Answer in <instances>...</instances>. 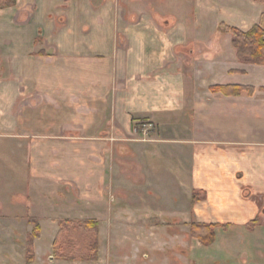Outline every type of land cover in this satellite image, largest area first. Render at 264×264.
Masks as SVG:
<instances>
[{
	"label": "crops",
	"instance_id": "crops-1",
	"mask_svg": "<svg viewBox=\"0 0 264 264\" xmlns=\"http://www.w3.org/2000/svg\"><path fill=\"white\" fill-rule=\"evenodd\" d=\"M263 11L254 0L0 8V165L18 171L7 151L24 155L27 194H0V264H28L29 216L51 229L30 264H264V65L240 61L223 30L247 31ZM50 194L64 218L99 221L98 260L53 256ZM150 218L171 231H118ZM190 221L216 224L215 240L194 238Z\"/></svg>",
	"mask_w": 264,
	"mask_h": 264
},
{
	"label": "trees",
	"instance_id": "trees-1",
	"mask_svg": "<svg viewBox=\"0 0 264 264\" xmlns=\"http://www.w3.org/2000/svg\"><path fill=\"white\" fill-rule=\"evenodd\" d=\"M264 7V0H254ZM17 0H0V8L16 5ZM223 30L231 33L232 44L240 61L264 65V11L257 24L245 31L237 27L223 26ZM228 94H240L250 87L240 85H220L211 88ZM199 192H194L193 203L199 199ZM33 225L32 232L26 242V259L28 264L36 257L35 240L40 237L41 226L37 217H28ZM258 219L249 224L253 226ZM59 232L53 244V256L65 260L96 261L99 253V221L97 219H59ZM216 224L192 222L191 235L203 244H211L216 238Z\"/></svg>",
	"mask_w": 264,
	"mask_h": 264
},
{
	"label": "rangeland",
	"instance_id": "rangeland-1",
	"mask_svg": "<svg viewBox=\"0 0 264 264\" xmlns=\"http://www.w3.org/2000/svg\"><path fill=\"white\" fill-rule=\"evenodd\" d=\"M3 142V141H2ZM7 155H6V159L10 160V164H17L18 167V171L13 170V166H9L6 164L0 165L1 169H0V194H3V197H6L8 202L11 199L12 201L15 200H25L27 198V194H25V188H24V180H25V172L24 171H20V165L24 164V161H22V159L24 158V155H21L20 153L17 154H13L11 151H7ZM27 174V173H26ZM14 180V181H13ZM11 182H16L18 187H11V185H15V183ZM46 198V195H45ZM50 201H48L49 203V209H48V213L53 214V215H58L61 216L58 218L59 219H64V217L62 215H64V212H67L63 206V200L62 198H59L57 195H52L50 194L47 197ZM166 208H170V204H163ZM117 206H120V204H117ZM143 208L146 206H152L149 203H143ZM40 212H43L42 210H40ZM40 214V213H39ZM45 213L43 212L42 215H44ZM58 220H56V222H58ZM159 219H155V218H150L149 220H144V225L142 224V226H140L139 224L137 225H131L128 228H120L122 230H118V231H147L148 230V226L149 229L152 230V228H150L152 225L154 226H158L159 230L157 231H171V229L169 228L170 225H162L159 224L158 222ZM164 220V219H163ZM137 221V220H135ZM166 221V219L164 220ZM166 222H170L172 223L171 219H167ZM192 221L189 222V225L192 224ZM59 224V223H58ZM49 222L47 220H44V228L41 229V233L42 231H44L43 234V238L42 241H47L49 240V238H51V229L49 226ZM186 225V223H184L183 221L178 222L177 224H173L174 227H182ZM144 227L146 228L145 230ZM162 227V228H161ZM164 227V228H163ZM156 230V229H155ZM40 238V237H39ZM35 252H36V247H35ZM36 259V257H35ZM34 259V261H35ZM98 259H99V253H98Z\"/></svg>",
	"mask_w": 264,
	"mask_h": 264
}]
</instances>
